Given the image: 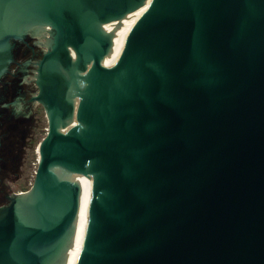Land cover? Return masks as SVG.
<instances>
[{
  "label": "water",
  "instance_id": "95a60500",
  "mask_svg": "<svg viewBox=\"0 0 264 264\" xmlns=\"http://www.w3.org/2000/svg\"><path fill=\"white\" fill-rule=\"evenodd\" d=\"M143 2L0 0V34L56 28L69 84L0 264H264V0H160L110 57L99 23Z\"/></svg>",
  "mask_w": 264,
  "mask_h": 264
},
{
  "label": "flooded vegetation",
  "instance_id": "af4514ba",
  "mask_svg": "<svg viewBox=\"0 0 264 264\" xmlns=\"http://www.w3.org/2000/svg\"><path fill=\"white\" fill-rule=\"evenodd\" d=\"M31 25L33 23H28L21 31L9 29L0 34V172L4 170V167L7 169L10 166L6 164L11 162L7 159L15 156L12 144L18 136L21 124L23 121H28L34 114L28 109L34 107L33 110H35L41 105L40 108H43L49 123V111L40 98L43 94L45 95V90L51 88V85L59 84V90L61 87L60 100L63 103L61 112L68 113L63 92L66 93L69 89V84L61 86V81L59 83L55 80L56 76L53 73L45 72L50 80L42 77V62L49 53L53 52V46L47 50L48 46L40 43L37 34H33L30 30ZM53 30L55 37L56 28ZM58 59L64 63V68L68 69L69 49L61 50ZM47 67L49 65L46 63L45 69L49 70ZM36 70L39 77L34 79ZM29 86L35 88V93L30 96H28ZM36 101L39 103H35Z\"/></svg>",
  "mask_w": 264,
  "mask_h": 264
},
{
  "label": "rangeland",
  "instance_id": "374dc122",
  "mask_svg": "<svg viewBox=\"0 0 264 264\" xmlns=\"http://www.w3.org/2000/svg\"><path fill=\"white\" fill-rule=\"evenodd\" d=\"M30 30L33 34H37V39L40 43L48 46L47 50L52 48L55 42L54 35L49 32L43 33L33 29ZM38 77V70H36L34 79ZM32 87H28V96L35 93V88ZM35 103L38 104L39 101ZM40 106L35 110H33L34 107L28 109L30 113L32 110L34 114L31 115L28 121H23L21 124L18 133L19 137L17 136L12 144L15 156L7 159V161H11L10 163L6 162L10 166L7 169L4 167V170L0 172V206L8 205L11 196L28 192L34 188L43 145L48 138L49 128L51 126L50 120L48 123L45 112Z\"/></svg>",
  "mask_w": 264,
  "mask_h": 264
},
{
  "label": "bare ground",
  "instance_id": "6f19581e",
  "mask_svg": "<svg viewBox=\"0 0 264 264\" xmlns=\"http://www.w3.org/2000/svg\"><path fill=\"white\" fill-rule=\"evenodd\" d=\"M159 1L160 0H144L143 3L127 11L120 17H116L109 21L99 23L100 32L109 40L110 43L107 49V54L110 57H121L131 33L146 17H148V15H150L158 8V5L160 3ZM36 24V26L32 25L33 30L43 33L49 32L54 35L53 25L51 23L42 22ZM28 192L18 193V195H24Z\"/></svg>",
  "mask_w": 264,
  "mask_h": 264
}]
</instances>
